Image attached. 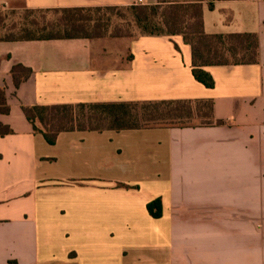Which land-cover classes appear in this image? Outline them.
Returning <instances> with one entry per match:
<instances>
[{"label": "crops", "instance_id": "obj_1", "mask_svg": "<svg viewBox=\"0 0 264 264\" xmlns=\"http://www.w3.org/2000/svg\"><path fill=\"white\" fill-rule=\"evenodd\" d=\"M13 1L53 9L137 0ZM203 5L206 34L259 40L257 63L204 68L212 88L193 76L181 36L0 41L10 108L0 123L13 129L0 136V264H264V0ZM17 64L31 70L19 86ZM164 100L211 101L224 124L63 132L50 145L23 112ZM156 200L159 218L147 210Z\"/></svg>", "mask_w": 264, "mask_h": 264}, {"label": "trees", "instance_id": "obj_2", "mask_svg": "<svg viewBox=\"0 0 264 264\" xmlns=\"http://www.w3.org/2000/svg\"><path fill=\"white\" fill-rule=\"evenodd\" d=\"M204 0H161L159 4L129 6L74 7L53 9L12 8L3 12L0 2V41H46L142 36H181L192 50V72L208 88L214 86L208 66L249 65L259 60V40L253 33L206 34ZM213 9V4L208 5ZM178 48V47H177ZM16 86L27 80L31 70L21 64L12 68ZM10 108L5 90L0 88V114ZM25 117L35 134L54 145L63 132L130 130L145 127H196L222 125L213 119L211 101H145L97 104L25 106ZM196 121H200L199 124ZM13 134L0 123V136ZM151 216L159 218L160 201L147 205ZM9 264H17L10 261Z\"/></svg>", "mask_w": 264, "mask_h": 264}, {"label": "rangeland", "instance_id": "obj_3", "mask_svg": "<svg viewBox=\"0 0 264 264\" xmlns=\"http://www.w3.org/2000/svg\"><path fill=\"white\" fill-rule=\"evenodd\" d=\"M3 1V0H2ZM3 5V12L10 11L12 8H18L22 9L23 8V2L21 1H8L7 4H2ZM4 35H7L4 33L3 30H0V38L4 37ZM116 39H133V38H111L110 36H106L105 38L99 39L102 40V43H108L109 40H116ZM197 124L200 123V121H196Z\"/></svg>", "mask_w": 264, "mask_h": 264}, {"label": "built area", "instance_id": "obj_4", "mask_svg": "<svg viewBox=\"0 0 264 264\" xmlns=\"http://www.w3.org/2000/svg\"><path fill=\"white\" fill-rule=\"evenodd\" d=\"M143 3H144L143 0H137V1H136V4H143Z\"/></svg>", "mask_w": 264, "mask_h": 264}]
</instances>
